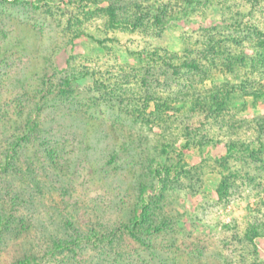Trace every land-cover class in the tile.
<instances>
[{"label": "rangeland", "instance_id": "rangeland-1", "mask_svg": "<svg viewBox=\"0 0 264 264\" xmlns=\"http://www.w3.org/2000/svg\"><path fill=\"white\" fill-rule=\"evenodd\" d=\"M72 1L0 0V165L9 144L25 130L28 135L7 173L0 171V264L26 258L34 264H264V167L230 158L234 176L220 198L216 163L227 142L256 141L264 78L213 71L206 80L196 73L175 82L160 68L148 77L150 90L193 98L213 84L246 85L229 103L222 130L221 121L206 120L182 102L172 104L167 123L145 125L113 104L91 100L99 93L96 81L116 79L122 100L143 107L144 89L123 77L136 65L132 52L149 46L182 56L185 48L195 50L203 30L223 26L220 9L201 6L157 35L106 29L105 18L94 14L74 26L81 35L73 38L67 20L72 12L82 19L86 3L76 10ZM88 6L95 12L100 5ZM231 6L244 12L241 0ZM254 16L263 20L264 9ZM86 72L95 76L76 77ZM64 79L72 82L68 89ZM153 109L150 103L146 112ZM28 120L35 127L27 131ZM141 206H148L143 221ZM93 234H113L114 242L74 243ZM56 240L69 245L52 255Z\"/></svg>", "mask_w": 264, "mask_h": 264}, {"label": "trees", "instance_id": "trees-1", "mask_svg": "<svg viewBox=\"0 0 264 264\" xmlns=\"http://www.w3.org/2000/svg\"><path fill=\"white\" fill-rule=\"evenodd\" d=\"M8 1V0H4ZM22 0H12V2H21ZM36 3L47 2L48 0H31ZM175 5L179 8L174 10L171 5L172 0L164 2V0H132L126 2L125 0H74L72 5L76 6L74 9L80 7V3L85 2L81 7L82 16L79 14L71 13L67 20L66 30L71 31L72 37H79L81 33L76 32L75 25H81L83 21L89 19L94 14L105 18V28L109 30H122L128 32H135L139 30L143 34L150 33L151 35H157L156 32L164 30L168 23L177 21L184 16H191L196 13L201 6L205 8L218 7L222 12L221 28L213 27L212 29L203 30L202 40L200 47L197 49L185 48L184 55L178 56L172 54L165 48L159 47H144L139 51L132 52V55L136 59L135 67L131 68L130 73H124L127 79L131 83L137 84L141 89L145 91V97H142L144 101L143 107L136 106L137 102H131L126 104L122 100V94L116 90L117 83L116 79H110V82H95L96 91L98 95L91 97L94 104H98L100 101L104 103L114 105L117 109L124 114L126 117L131 118L135 122H140L145 125L149 123L164 124L167 123L169 112L172 110L173 103L182 102V105H189L190 112H196L198 115H204L206 120L221 121L222 125L219 130L224 127L225 111L229 103L241 97V91L246 90V85L242 86H227L223 85L220 87L214 84L208 90L199 93L198 97H190V94L182 93H170L167 91L156 92L150 88V82L148 77H153V72L156 68L163 69L161 75L166 78L170 71V77L177 82L181 80L191 79L192 75L199 74L204 79H209V74L213 71H217L224 77L227 75H233L236 79L240 78V73L248 72V74L259 75L264 78V18L261 20L258 16H254V13L258 9H264V0H241L244 12L241 10L232 11L234 6H231V0H173ZM223 1V2H222ZM93 3L97 6L95 12L86 10ZM101 3V4H100ZM102 3H106L104 6ZM228 4V6H225ZM234 5V4H232ZM239 6H236L235 8ZM232 11V12H231ZM248 17V19H247ZM96 43L102 44L103 42L97 40ZM245 44H247L245 48ZM73 60L74 57L72 56ZM70 59V60H71ZM121 71H125L120 68ZM160 73V72H159ZM95 75V72H86L85 74H76L78 77L83 75ZM112 76L110 72L107 73ZM113 77V76H112ZM75 77L73 76V79ZM248 78V76H246ZM109 80V78H108ZM212 80V79H211ZM245 81H242V84ZM64 87L67 89L71 86V80H63ZM158 83V82H157ZM112 85L116 88H112ZM167 88L168 85L164 84ZM252 89V87H249ZM65 90H59V96H63ZM256 94V92H253ZM259 95V94H256ZM190 97V98H189ZM256 97V96H255ZM259 97V96H257ZM139 100V99H138ZM142 101V102H143ZM134 103V104H133ZM150 103H153V111L147 113L146 108L149 107ZM31 120L26 122V129H33L35 127L31 125ZM230 128L228 127L227 130ZM255 129L257 130V139L251 143L232 141L225 144V154L216 160L220 167V182L218 184V195L220 198L226 195L227 187L229 186L230 177L234 176V171L229 165V159L233 157L248 158L253 163H260L264 167V116L256 119ZM23 136H18L13 142H11L7 148V153L4 156V162L0 165V171L7 173L11 161L16 158L17 148L21 145L20 142L28 138L26 130ZM189 128H184V136L187 139L186 145L189 146L190 138ZM207 143H219V140L206 139ZM201 144V143H200ZM163 153L165 151L161 150ZM48 155L50 153H47ZM112 156L111 158H113ZM180 171L185 174L189 171L185 170L182 165H178ZM158 173V172H156ZM168 179L162 180L164 187ZM142 207V206H141ZM148 219V206L142 207L140 217ZM148 217V218H147ZM134 227L139 225L140 220H136ZM141 224V223H140ZM128 231L131 232L133 237H136L132 232V228ZM78 237V236H77ZM106 241L109 244L114 242L113 234L108 237H103L97 234L91 236L78 237L74 241ZM68 243H60L59 241L53 242V249L51 254H55L59 251L65 250L68 247ZM35 259L26 258L23 259L19 264H34Z\"/></svg>", "mask_w": 264, "mask_h": 264}]
</instances>
